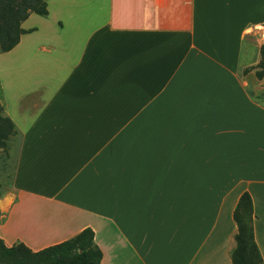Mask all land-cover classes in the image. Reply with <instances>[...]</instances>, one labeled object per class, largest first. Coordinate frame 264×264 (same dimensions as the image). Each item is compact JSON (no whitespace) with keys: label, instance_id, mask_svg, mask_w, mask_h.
Segmentation results:
<instances>
[{"label":"crops","instance_id":"1","mask_svg":"<svg viewBox=\"0 0 264 264\" xmlns=\"http://www.w3.org/2000/svg\"><path fill=\"white\" fill-rule=\"evenodd\" d=\"M47 10L21 24L0 81L20 137L5 246L38 252L89 228L100 264H232L248 193L264 262V0Z\"/></svg>","mask_w":264,"mask_h":264},{"label":"trees","instance_id":"2","mask_svg":"<svg viewBox=\"0 0 264 264\" xmlns=\"http://www.w3.org/2000/svg\"><path fill=\"white\" fill-rule=\"evenodd\" d=\"M48 0H0V53L12 50L26 33L21 24L31 15L45 17ZM246 73V71H244ZM255 76L264 80V46L260 48V61ZM0 104V149L5 140L16 134L12 121L2 116ZM1 196V193H0ZM237 227L235 246L231 253L232 264H264L254 239L253 205L248 193H243L233 211ZM102 253L94 243V233L87 228L59 244L32 252L19 243L7 247L0 239V264H100Z\"/></svg>","mask_w":264,"mask_h":264},{"label":"rangeland","instance_id":"3","mask_svg":"<svg viewBox=\"0 0 264 264\" xmlns=\"http://www.w3.org/2000/svg\"><path fill=\"white\" fill-rule=\"evenodd\" d=\"M55 8V6L53 7ZM57 11V9H53ZM86 12V9L81 10ZM85 15V14H84ZM84 24L86 23V18L84 19ZM32 24V20L29 22L28 26ZM32 31V30H31ZM7 53H0V81L7 88L8 86V74L7 72ZM7 90V89H5ZM4 90L0 86V98ZM1 104V103H0ZM2 116L4 111H2ZM20 147V137L18 135L10 136L5 140V146L0 149V193L1 196L11 189L12 177L14 173V168L16 164V156ZM0 196V198H1ZM17 245V244H16Z\"/></svg>","mask_w":264,"mask_h":264}]
</instances>
